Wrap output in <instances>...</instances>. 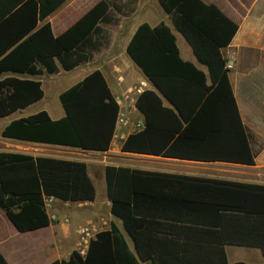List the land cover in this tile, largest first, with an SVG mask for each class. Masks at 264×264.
Listing matches in <instances>:
<instances>
[{"label":"trees","instance_id":"obj_1","mask_svg":"<svg viewBox=\"0 0 264 264\" xmlns=\"http://www.w3.org/2000/svg\"><path fill=\"white\" fill-rule=\"evenodd\" d=\"M64 0H0V74L69 71L91 57L109 13L107 0L92 6L54 36L48 21ZM187 43L199 69L180 56L164 22L139 24L126 51L153 85L136 97L144 127L128 134L121 150L185 159L255 164L221 49L238 24L202 0H158ZM42 82L0 78V117L40 100ZM63 115L42 109L12 119L3 138L104 151L110 146L119 104L99 69L58 95ZM164 100L168 104H164ZM110 212L122 222L136 253L112 226L94 234L84 255L73 250L48 264H249L229 263L225 245L259 247L264 255V185L146 171L104 168ZM93 200L95 186L85 162L0 150V208L25 232L49 225L45 199ZM0 264H9L0 252Z\"/></svg>","mask_w":264,"mask_h":264},{"label":"crops","instance_id":"obj_2","mask_svg":"<svg viewBox=\"0 0 264 264\" xmlns=\"http://www.w3.org/2000/svg\"><path fill=\"white\" fill-rule=\"evenodd\" d=\"M99 1L64 0L39 24L48 21L53 35L57 36L66 31ZM107 1L109 13L104 20L98 23L101 31L97 38L96 48L91 51L89 60L71 69L74 70L83 66V70L76 76L75 83L82 80L91 71L99 69L119 104V108L129 113L128 115L133 119L144 120L143 114L123 98L126 90L133 87H140L139 92L143 89L154 88L126 51L127 44L139 24L146 22L150 26H156L160 22L166 23L175 36L181 58L190 61L204 72L206 68L198 62L190 45L176 30L169 15L161 8L158 0ZM202 1L215 4L226 16L238 24L235 35L230 43L221 49V52L226 60L230 58L234 60L233 67L228 71V77L240 116L248 133L250 146L255 155V164L192 161L129 153L122 150L115 152L111 151L110 148L104 151L84 150L3 137L1 138L4 143L17 148L0 150L21 151L35 156L43 155L83 161L93 184L100 179L102 180L106 165H114L153 172L264 185V147L260 151L255 150L249 135V132L252 133L262 145V131L264 130V0ZM60 70L63 69L60 67L58 72ZM43 74L28 75L7 72L0 74V78L7 75L36 78L42 82L43 88L41 78ZM138 94L136 93V96ZM32 104L9 114L15 115L9 118L7 123L12 119L32 114L24 112ZM164 104H168V102L164 100ZM44 151L71 153L72 156L50 154ZM55 201L59 204L62 203L67 211H60L59 207L56 209V205L52 206ZM110 205L106 182L105 197L102 200L97 199L96 188L93 200L63 201L50 196V206L46 205L51 219L49 225L25 232L17 231L0 208V252L9 264H48L56 259H66L73 250L84 246L81 245L80 236L77 232L79 227L88 225L95 234L101 230L111 229L114 225L124 235L129 248L136 253L134 241L126 233L121 220L110 212ZM69 208L71 212H68ZM52 213L56 215V218L51 217ZM23 240L27 242L23 243ZM225 251L229 263L244 261L249 264H264V255L259 247L226 244ZM140 264L151 263L149 260H140Z\"/></svg>","mask_w":264,"mask_h":264},{"label":"rangeland","instance_id":"obj_3","mask_svg":"<svg viewBox=\"0 0 264 264\" xmlns=\"http://www.w3.org/2000/svg\"><path fill=\"white\" fill-rule=\"evenodd\" d=\"M160 8V7H159ZM83 70V66H79L78 68L71 70V71H63L60 70V72L56 74H46L44 73L41 78L43 81V90H44V96L43 98L29 106L27 109L24 110L25 113H34L40 109H45L49 115L52 118H58L63 115V108L59 101L58 94L66 89L67 87L71 86L76 82V76ZM15 114L6 116V117H0V132L4 125L8 122L9 118L14 117ZM250 130V129H248ZM263 142L262 145L259 143L258 140L254 138L252 133L249 132L251 142L253 143V147L255 150L260 151L264 147V130L262 131ZM7 148H17L15 146H9L6 143L3 142V139L0 136V149H7ZM45 153L50 154H62L67 156H72L71 153H57L56 151H44ZM153 163H156L155 161H152ZM95 188H96V197L98 200H102L105 197V181H104V174L102 176V180H98L97 182H94ZM60 201V200H59ZM56 205V209L59 207L60 211H67V208L62 205V203H57L55 201L52 206ZM68 212H71L70 208L68 209ZM66 213V212H63ZM26 240H23V243H26Z\"/></svg>","mask_w":264,"mask_h":264},{"label":"built area","instance_id":"obj_4","mask_svg":"<svg viewBox=\"0 0 264 264\" xmlns=\"http://www.w3.org/2000/svg\"><path fill=\"white\" fill-rule=\"evenodd\" d=\"M234 60L233 59H227L225 62V68L231 69L233 67ZM140 87H133L128 90L123 94L124 100H128L130 104L135 108V102H136V93H139ZM129 113H126V111H123L119 108V112L116 117V122H115V128L114 132L112 135V139L110 142V150L111 151H120L121 150V145L128 136V134L132 132H136L144 127V120L142 119H133L131 118ZM45 204L47 206H50V197H47L45 199ZM52 218H56V215L54 213L51 214ZM78 235L80 236V242L81 245L83 244L84 246H81L79 249L80 254L84 255L86 252V248L88 246V242L90 238L93 237V229L88 226L84 225L81 226L77 229Z\"/></svg>","mask_w":264,"mask_h":264},{"label":"water","instance_id":"obj_5","mask_svg":"<svg viewBox=\"0 0 264 264\" xmlns=\"http://www.w3.org/2000/svg\"><path fill=\"white\" fill-rule=\"evenodd\" d=\"M154 86V85H153Z\"/></svg>","mask_w":264,"mask_h":264}]
</instances>
